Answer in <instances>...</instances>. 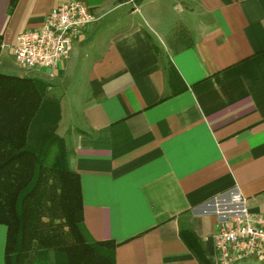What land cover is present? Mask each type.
<instances>
[{
    "label": "crops",
    "instance_id": "crops-1",
    "mask_svg": "<svg viewBox=\"0 0 264 264\" xmlns=\"http://www.w3.org/2000/svg\"><path fill=\"white\" fill-rule=\"evenodd\" d=\"M66 1L0 0V72L59 101L88 236L114 264H217L206 201L236 189L264 215V0H82L67 58L19 68L18 34Z\"/></svg>",
    "mask_w": 264,
    "mask_h": 264
},
{
    "label": "trees",
    "instance_id": "trees-1",
    "mask_svg": "<svg viewBox=\"0 0 264 264\" xmlns=\"http://www.w3.org/2000/svg\"><path fill=\"white\" fill-rule=\"evenodd\" d=\"M48 82L0 72V224L5 264H114L116 242L88 236L80 178L57 133Z\"/></svg>",
    "mask_w": 264,
    "mask_h": 264
},
{
    "label": "built area",
    "instance_id": "built-area-1",
    "mask_svg": "<svg viewBox=\"0 0 264 264\" xmlns=\"http://www.w3.org/2000/svg\"><path fill=\"white\" fill-rule=\"evenodd\" d=\"M132 1V0H130ZM96 19L82 0H69L53 7L39 27L16 38L13 57L19 68H52L67 58L73 41ZM214 217L217 264L256 257L264 261V215L251 212L247 198L236 189L216 195L204 204Z\"/></svg>",
    "mask_w": 264,
    "mask_h": 264
}]
</instances>
